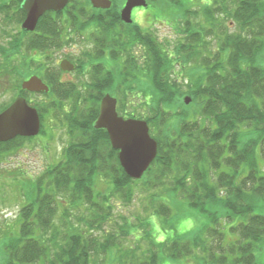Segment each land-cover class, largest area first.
<instances>
[{
  "label": "trees",
  "instance_id": "1",
  "mask_svg": "<svg viewBox=\"0 0 264 264\" xmlns=\"http://www.w3.org/2000/svg\"><path fill=\"white\" fill-rule=\"evenodd\" d=\"M23 2L0 0L4 27H18L17 36L9 35V47L0 48L7 56L0 66V91L4 76L9 74L10 83L13 77L23 82L30 67L39 64L36 70L44 69L50 91L31 94L32 105L42 123L47 116L63 121L69 142L63 160L36 181L39 195L23 208L19 235L5 245L2 264H92L101 254L108 258L105 264H163L198 258L196 252L202 264H257L256 253L264 244V215L257 211L264 206V0H212L199 9L178 7L179 11L168 7L172 20L178 15L188 20L182 24L184 42L174 52L166 51L137 22L125 24L119 17L104 22L106 15L88 0H72L63 12L46 13L35 32L28 33L20 29ZM158 8L151 12L157 21ZM196 18L199 36L194 38ZM232 25L240 33H231ZM85 31H90L94 46V51L84 53L90 59L87 84L62 83L58 67L45 68L40 58L29 59L32 54L45 57L43 52L49 49L70 47ZM21 54L23 59L11 58ZM114 67L121 84L112 82ZM176 68L188 79L185 85L171 80ZM140 75L146 84H125L140 81ZM182 86L192 97L189 105L181 99ZM15 89L16 94L29 95L19 81ZM116 91L122 96L121 115L145 120L158 144L157 158L141 180L125 173L107 131L93 127L101 99ZM129 94L131 106L144 112L128 110ZM41 134L46 135L43 130ZM30 140L17 137L3 143L0 155L15 152ZM106 182L113 189L110 196L97 192ZM135 187L142 193L165 189L150 200L159 231L149 221L147 229L141 224L146 229L138 240L141 245L126 248L112 235L102 242L78 228L85 223L100 229L111 215L107 203L119 197L129 205L138 192ZM58 197L85 204L91 218H80L76 225L70 219L66 228L71 232L59 233ZM182 213L185 218L197 214L204 223L178 236L186 221L180 219ZM120 227L130 236L136 232L134 224Z\"/></svg>",
  "mask_w": 264,
  "mask_h": 264
},
{
  "label": "rangeland",
  "instance_id": "2",
  "mask_svg": "<svg viewBox=\"0 0 264 264\" xmlns=\"http://www.w3.org/2000/svg\"><path fill=\"white\" fill-rule=\"evenodd\" d=\"M120 1L121 0H117V2L119 3ZM157 1L159 3V8L155 12L158 13L159 18L161 19L151 24V26L148 25V22L145 21V19L143 18L137 19L136 22L144 29H147L152 32L158 38V41L163 43V46L166 51L174 52L175 47L180 43L184 42L182 38L184 37V34L182 33H185V28L182 27V24L184 23V20L187 19L183 18L184 20H181L180 18L177 19L175 16V18L172 20V17L170 16V12H172V10H167V8H172V6L174 5L172 3L173 1ZM150 12H154V10L146 11L147 14H149ZM134 13H136V11ZM79 19L80 18L76 20L78 22L80 21L81 23L82 21H85V19L83 18L80 20ZM196 19L199 20V18ZM13 22L14 21H12V23ZM4 26L5 24L0 19V48L4 46L5 49H7L9 47V35L13 34L14 36H17L18 27L13 26L14 28H5ZM236 30L237 28L235 25H232L229 29L231 33H240V31ZM91 40L92 37L90 31H85L81 37H78L77 39L75 38V43L72 44V46L67 47L64 50L49 49L48 51L43 52L45 57H42L41 55L32 54L29 56V59L35 58V60H38L39 62L38 58H40V62L45 65V68L49 66L58 67L60 61L69 59L77 65V71L74 73L64 74V76L61 77V80L64 81L65 84L66 82L79 85L87 84L88 82H85V77L89 78L88 74L90 72V69L88 67H90V59L86 58L85 55L86 52L91 51V49L93 50L94 46ZM3 51L4 50L0 49V66L7 58V56L3 54ZM69 57H71L72 59H70ZM11 58L13 60L23 59L22 54L18 56H13ZM93 62V65H96V62ZM106 64L109 66H114L109 61H107ZM37 67H39V64H36L33 67L31 66L29 71L25 74V78L27 79V77L29 76L35 74L39 75L43 73L44 69H38V72H35L34 69H36ZM20 68H22L20 70L21 73H23V67L20 66ZM170 71H172V68H170ZM111 73H114L112 81L114 84L123 83L121 82L122 79H120L119 75L115 72V67ZM10 78L11 77L9 76V74H7V76H4V80L2 79L4 87L0 91V110L4 107V105L10 106V104L12 103L11 98L14 96L12 89L15 88L16 83H18L19 81L22 84V81L18 79L15 80V77H13L14 83H10ZM55 79H57L56 73ZM140 79V81H138L137 79L136 81L127 82L125 84H146V79L143 76L140 75ZM171 80L173 82H177L179 86H181V84L185 85L183 84V81H188V79L178 71V68H176L175 74L173 72L171 73ZM181 88L182 89H180L181 91L179 92H181L182 101L184 100V104H186V100L189 99L191 103L192 97L190 95L186 96V94H184L187 92V88L184 86H182ZM111 95H113L115 98L122 99V96H120L117 91ZM40 100L45 102L44 99L37 98V101ZM132 100V95L129 94V97H126L128 110L141 113L144 112L143 109L136 108L135 105L131 106ZM135 103H137L136 100L135 102H133V104ZM118 114L119 116L124 117V115H121L119 111ZM42 125L44 127L41 129L45 131L46 135L42 134L37 136L36 138H33L30 141H27L23 147L13 153L0 155V264H2L4 247L7 244L8 240L11 237H16L19 235V228L22 225L21 212L23 208L31 203H34L39 195L36 181L49 169H51L53 166L57 165L61 160H63V151L67 147L69 142L67 128L63 121L53 119L52 117L47 116L45 117L44 123H42ZM45 188L46 187L43 186V192L46 191ZM139 188L140 187H135V191L138 192L136 193L135 198L132 199L129 205H125V203L121 201L119 197L114 198L111 203H107V205H110L112 207L110 212L111 215L109 219H107V221L104 219V223L98 226L100 227V229L89 228V224L87 225L85 223L84 225L86 227L82 229L79 225L80 227L78 228L81 229L85 236H90L91 234H93L100 240H102V242L109 235H112L116 240H122L126 248H135L138 245H141L138 240L144 238V231H146V229L148 228V224L145 223L146 221H149L151 223V227L157 226L156 229L159 231V220L155 219L156 216L153 215L154 208H152L150 200L153 198L154 194H163V191L165 189L160 188L155 192L150 191L142 193L140 192ZM98 190L99 191L97 192L104 194V196H110V193H112L113 191V189L110 190V186L107 184V182L102 183ZM89 211L90 210L85 204H72L70 200L64 199L63 197H58L57 215L55 217V226L57 227L58 232L69 234L71 231H67L66 228V226H68L70 222L69 220L71 219L72 222H74V225H76L77 220H79L80 218L87 221V219H89L88 217L91 218V216H89L91 212ZM257 211L259 212V214L261 213L262 215H264V206L259 207ZM179 217L180 219H186V221H184L180 225V229L177 230L178 236H182L188 231L201 225V223H204V219L198 216L197 214L196 216H192L191 214H189L188 218H185L182 213V215H180ZM123 223L124 225L126 223L134 224L136 230L135 234L130 236L125 233L126 231L123 232L122 228L120 227V225H122ZM141 224L146 225V229H144V227H141ZM157 236L158 239H162L159 234ZM174 237H177V233L176 235H174ZM199 253L200 252H196L195 254V256H197L198 258L188 257L182 259L178 263H170L164 261L163 264H202L201 258L199 259V257H201ZM256 255L257 264H264V244L261 246L260 250L257 251ZM107 259L108 258L105 257L103 254L99 255V257L96 255V257L92 259V264H105V261Z\"/></svg>",
  "mask_w": 264,
  "mask_h": 264
},
{
  "label": "water",
  "instance_id": "3",
  "mask_svg": "<svg viewBox=\"0 0 264 264\" xmlns=\"http://www.w3.org/2000/svg\"><path fill=\"white\" fill-rule=\"evenodd\" d=\"M95 8L110 9V0H90ZM70 0H25L22 9L26 19L22 29L35 31L39 19L49 11L62 12ZM146 0H127L121 19L132 24L135 8H147ZM62 71L70 72L75 66L69 61L60 64ZM22 89L33 93H48L49 87L37 76L22 84ZM190 100H186L189 104ZM118 100L106 94L100 101L99 116L94 123L95 130H106L111 145L117 150L119 161L125 173L134 180H141L158 154V144L150 134L147 122L120 117L117 111ZM40 117L35 108L28 105L25 98L19 97L0 114V145L17 137H35L40 133Z\"/></svg>",
  "mask_w": 264,
  "mask_h": 264
},
{
  "label": "flooded vegetation",
  "instance_id": "4",
  "mask_svg": "<svg viewBox=\"0 0 264 264\" xmlns=\"http://www.w3.org/2000/svg\"><path fill=\"white\" fill-rule=\"evenodd\" d=\"M88 1L91 4V6L93 7L91 1L90 0H88ZM110 1L112 2V7L110 9H101V8H94V7L93 8L98 10V11H101L103 13L102 16L104 14L106 15V17H102L101 20H103L104 22L113 23L116 21V19H118V17L121 19V13H122V10L126 6L127 0H121L120 3L117 2V0H110ZM172 1H173L172 3L174 4L172 6V8L178 9V11H179V8H183V9H191V8L195 9L196 8V9H199L200 7L211 4V2H212V0H172ZM146 3L148 5L147 8L139 7V8H135L133 10V12H132L133 22H136L137 19H142V18L145 19V21H147L149 24H153L154 22L157 21L156 15H154L151 12L148 15H146V11L153 10L154 8L158 7V4H159L158 1L157 0H146ZM186 7H188V8H186ZM135 11H136V13H134ZM176 18L177 19L180 18L181 20H184L183 19L184 17H182L181 15L176 16ZM194 28H195L194 38H196L197 36H199V20L198 19L195 20ZM69 58L72 59L71 57H69ZM66 60H69V59H66ZM69 61L72 62L71 60H69ZM76 71H77V69L72 71V72L62 73L61 77H63L64 74L74 73ZM61 82L64 83V81H62V80H61Z\"/></svg>",
  "mask_w": 264,
  "mask_h": 264
}]
</instances>
